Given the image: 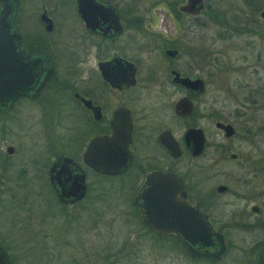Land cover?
<instances>
[{
  "label": "rangeland",
  "instance_id": "obj_1",
  "mask_svg": "<svg viewBox=\"0 0 264 264\" xmlns=\"http://www.w3.org/2000/svg\"><path fill=\"white\" fill-rule=\"evenodd\" d=\"M177 1L184 0H142V12L151 13L156 26L160 19L156 10H177ZM206 2L205 50L211 57L218 56L220 63L211 71L219 69L221 75L206 70L204 104L206 111L233 122L238 132L226 137L207 114L209 143L200 162L190 167L189 176L200 181L206 193L204 204L228 243L218 264H262L257 257L264 258V39L255 32L231 31L244 25L241 15L254 12V7L260 19L264 0ZM38 3L22 0L19 5L18 22L28 31L40 28ZM48 8L59 20L73 16L71 4L65 1ZM54 50L61 51L59 45ZM34 105L25 100L10 118L9 113L0 114V240H9L14 264H214L192 258L172 240L145 233L132 196L121 192L126 188L116 179L88 172V198L60 206L51 192L49 164L41 148L52 143L57 151L78 154L87 135L57 126L56 120L71 123L69 103L56 119ZM47 105L39 106L40 110ZM9 144L15 151L8 156ZM233 152L239 153L240 160L232 159ZM1 156L9 157V167L3 166L8 161ZM219 184L228 189L217 191ZM253 205L261 212L252 211Z\"/></svg>",
  "mask_w": 264,
  "mask_h": 264
},
{
  "label": "flooded vegetation",
  "instance_id": "obj_2",
  "mask_svg": "<svg viewBox=\"0 0 264 264\" xmlns=\"http://www.w3.org/2000/svg\"><path fill=\"white\" fill-rule=\"evenodd\" d=\"M21 1L18 2L15 25L21 33L19 45L23 62L32 66L39 76L46 73L51 61L52 71L36 95H19L9 108L0 110V114L9 113L10 118L20 110L22 101L30 100L39 112L49 111L56 119L61 118L62 108L69 103V109L66 108L71 123L67 125L56 120V124L86 133L78 154L57 151L52 143H44L41 148L49 164L47 174L51 192L60 206L77 205L88 198L90 182L87 178L91 172L102 179L113 178L121 182L126 188L121 192L132 196V203L142 220L134 197L146 174L153 170L170 171L181 178L187 200L205 211L213 222L204 204L205 190L199 180L190 178V167L200 162L209 143L204 125L207 114L212 115L214 126L226 137H234L238 127L220 119L218 112L206 111L204 104L206 70L221 75L219 69L211 71L220 61L218 56L211 57L210 51L206 52L202 35V13L208 2L204 0L203 8L195 13L181 9L186 0L177 1V10L169 8L170 12L166 9L161 12L157 9L160 19L155 26L154 16L142 12V0H95L112 6L115 15L89 5L86 8L89 22L82 17L78 0H39L40 28L28 31L18 22ZM61 1L71 4L72 17L59 20L58 14L48 8V4L57 6ZM254 9L258 11V7ZM255 11H245L241 15L244 25L231 32H255L263 34L264 39V8L259 12L260 19ZM57 45L61 51L54 50ZM161 67L165 68L164 72ZM46 104L41 111L39 106ZM217 122L230 123L232 132L226 134ZM127 125L128 166L124 170L103 173L84 162L83 152L95 137L111 135L115 128L126 131ZM191 128H199L203 133V147L198 153L194 152L193 146L194 141L199 140V133L187 134ZM219 145L214 146L218 148ZM6 151L8 156L12 155L15 147L9 144ZM62 155L73 158L85 171L86 192L71 202L59 199L50 180V167ZM1 157L8 161L3 166L9 167V157ZM231 157L240 160L237 152ZM220 185L224 184L217 185V191L228 189L224 185L225 189L219 190ZM253 206L252 211L261 212L260 207ZM0 246L14 264L9 240L5 243L0 240Z\"/></svg>",
  "mask_w": 264,
  "mask_h": 264
},
{
  "label": "water",
  "instance_id": "obj_3",
  "mask_svg": "<svg viewBox=\"0 0 264 264\" xmlns=\"http://www.w3.org/2000/svg\"><path fill=\"white\" fill-rule=\"evenodd\" d=\"M19 0H0V110L22 94L36 95L52 71L51 61L44 75L35 73L32 66L23 62L19 41L21 33L15 25ZM89 5L104 8L115 15L112 6L95 0H78L79 11L89 22L86 8ZM204 6V0H186L181 9L195 13ZM47 20L50 21L48 18ZM232 132L230 123L217 122ZM199 133L195 140V153L203 147L201 129L191 128L187 134ZM128 125L126 131L115 128L111 135L97 136L83 152V160L103 173H115L128 166ZM9 150H12L9 147ZM50 180L60 200L74 201L86 192L85 171L73 158L62 155L50 167ZM224 190L225 186H218ZM140 210L142 222L151 230L161 234L173 233L187 251L193 255H203L219 260L228 250L224 233L215 227L209 215L186 198V190L181 178L174 172L153 170L134 197ZM254 205L253 208H257ZM0 264H11L6 250L0 246Z\"/></svg>",
  "mask_w": 264,
  "mask_h": 264
},
{
  "label": "trees",
  "instance_id": "obj_4",
  "mask_svg": "<svg viewBox=\"0 0 264 264\" xmlns=\"http://www.w3.org/2000/svg\"><path fill=\"white\" fill-rule=\"evenodd\" d=\"M208 4V3H207ZM141 221V228L144 230L145 233H152L156 236V238H165V239H168V240H172L174 241L176 244H179L184 250L185 252L191 256L192 258H206L208 259L210 262L214 263V264H218L219 261L217 260H214V259H210L209 257H206V256H203V255H193L191 253H189L187 251V249L185 248V246L182 244V242L180 241V239L174 235V234H161V233H158L156 231H153L151 229H149L143 222L142 220L140 219ZM256 260V259H255ZM257 260H259L257 263H260L262 262V264H264V258H261L260 256L257 257Z\"/></svg>",
  "mask_w": 264,
  "mask_h": 264
}]
</instances>
